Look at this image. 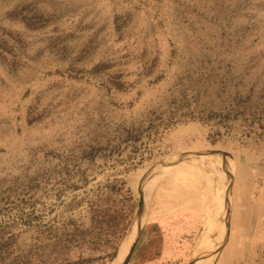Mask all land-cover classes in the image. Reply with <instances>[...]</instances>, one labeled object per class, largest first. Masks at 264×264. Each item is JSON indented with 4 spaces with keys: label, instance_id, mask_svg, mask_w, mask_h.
Here are the masks:
<instances>
[{
    "label": "rangeland",
    "instance_id": "rangeland-1",
    "mask_svg": "<svg viewBox=\"0 0 264 264\" xmlns=\"http://www.w3.org/2000/svg\"><path fill=\"white\" fill-rule=\"evenodd\" d=\"M0 26L26 41L22 68L0 61V221L16 220L22 251L34 243L23 211L36 205L54 210L46 220L88 223L85 204L69 206L115 178L131 190L134 220L139 191L146 196L129 264H194L199 254L202 264L204 252L205 264H233L231 232L252 204L264 232V0H0ZM0 36L20 47L15 35ZM105 62L112 67L92 73ZM118 72L130 84L122 91ZM91 140L120 143L122 152L110 146L93 163L80 160L71 176L39 171L46 152L70 154ZM200 160L213 165L218 194ZM194 162L198 174L183 168ZM203 189L226 204L210 223ZM130 229L113 260L102 232L86 264H114Z\"/></svg>",
    "mask_w": 264,
    "mask_h": 264
},
{
    "label": "trees",
    "instance_id": "trees-1",
    "mask_svg": "<svg viewBox=\"0 0 264 264\" xmlns=\"http://www.w3.org/2000/svg\"><path fill=\"white\" fill-rule=\"evenodd\" d=\"M10 17H17L15 12ZM25 19V18H24ZM27 27H31L29 20H23ZM9 36L15 35L19 38V48L9 44V41L0 36V61L12 71H18L23 67L21 60L22 50L26 48V41L20 36L8 31L0 26V32ZM110 63H100L94 67L92 73L104 72L111 68ZM112 78L113 85L117 90H125L129 83L124 80V73H115ZM40 119V116L32 117L29 123L32 124ZM128 137H124L123 142H127ZM122 142V143H123ZM111 146V153H121L122 146L119 144H103L101 141L91 140L88 143L82 142L77 147L66 153L65 151H48L44 154L43 166L39 171L43 175L51 172L58 174L72 175L80 171V160H87L93 163L94 160ZM78 153V154H77ZM53 160L56 161L52 163ZM51 163L52 167L47 164ZM73 190L80 189L78 185L71 186ZM80 201L69 207L86 205L88 214V223L78 222L74 218L59 220L57 217L46 220V216L53 213L50 210L45 214L38 212L36 205L23 211L21 222L29 230L34 231L31 240L34 242L29 249L22 251L20 248L21 234L16 233L14 226L18 223L13 221H0V264H86L90 261L89 256H85L87 250L102 241V232H109L110 239L105 240L107 246H110L112 252L109 254L113 260L119 251L126 233L134 222L136 204L127 182L123 179H108L106 182L98 183L95 189L84 192ZM7 207L0 206V214L5 212ZM103 242V241H102ZM79 253L74 258V253ZM178 262V260H176Z\"/></svg>",
    "mask_w": 264,
    "mask_h": 264
},
{
    "label": "crops",
    "instance_id": "crops-1",
    "mask_svg": "<svg viewBox=\"0 0 264 264\" xmlns=\"http://www.w3.org/2000/svg\"><path fill=\"white\" fill-rule=\"evenodd\" d=\"M243 174L244 170H241L236 178L239 183ZM257 206L258 204H252L250 208L248 207L250 210L249 215H245V210H242V215L245 216L239 219L240 221L237 219L240 228L236 227V232H231L230 247L234 253L233 264H264V232L260 228H257L261 225V222L257 219L256 213L253 214L251 212L258 209ZM242 224H244L243 227ZM254 225L255 231H253Z\"/></svg>",
    "mask_w": 264,
    "mask_h": 264
},
{
    "label": "bare ground",
    "instance_id": "bare-ground-1",
    "mask_svg": "<svg viewBox=\"0 0 264 264\" xmlns=\"http://www.w3.org/2000/svg\"><path fill=\"white\" fill-rule=\"evenodd\" d=\"M205 159V158H204ZM174 164H176V163H174V162H168V163H166L165 165L167 166V165H174ZM200 164L203 166V167H205V169H207V173H208V175H207V177H206V181H209L210 182V185H211V188L213 189V192H217V194L219 193L218 192V190H216V189H218V186H217V188L215 187V182H214V180L216 179H212V174H215L216 172H215V170H214V167H213V165L211 166L210 165V168L211 169H208L209 167H208V165L206 164V162L205 161H203V160H200ZM199 164V165H200ZM184 166V167H183ZM182 167L183 168H186V170H187V172H192L191 174H193V173H195V174H198V172H200V170H199V166H198V164L197 163H187V164H185V165H183ZM191 168V169H190ZM194 171H193V170ZM185 170L184 169H182V168H179V169H176V171L175 172H173V173H176V174H179L180 172H184ZM196 171V172H195ZM209 172H211V174L209 173ZM216 176V175H215ZM214 176V177H215ZM178 177V176H177ZM181 177V176H180ZM219 177V176H218ZM221 177V176H220ZM216 181V180H215ZM178 183V182H177ZM182 183V182H181ZM176 184V183H175ZM204 184H206L207 186H209V183H207V182H205ZM200 185V184H199ZM199 185H195L196 186V188H197V186H199ZM178 186V185H177ZM191 186V185H190ZM194 186V185H193ZM203 187H205L206 188V186L204 185ZM187 188H189L188 186H187ZM216 188V189H215ZM150 189V188H149ZM199 190V189H198ZM204 190V189H203ZM194 191V190H193ZM203 192V194H202V199H203V205H204V210H203V213H204V211H205V215H206V222H208V223H210V216H211V210L212 209H215L216 210V212H217V216L216 217H219V216H223L224 215V212L226 211V204H225V202H224V200H223V198H221L220 197V195H219V201L217 202V201H215V202H213L212 203V201H211V199H209V196H210V193H209V191H208V189H206V190H204V191H202ZM200 193V192H199ZM212 193V192H211ZM212 194H214V193H212ZM143 195H144V201L146 200V196H145V192H143ZM199 195V194H198ZM217 196V195H216ZM218 199V198H217ZM199 200H200V197H199ZM200 202V201H199ZM197 203H198V201H197ZM200 204V203H199ZM201 205V204H200ZM216 205V206H215ZM212 214H214L215 215V213H212ZM204 215V216H205ZM203 216V217H204ZM222 219V218H221ZM221 219H219V220H221ZM225 219H226V217H225ZM218 221V220H217ZM143 222H144V220H143ZM211 226V225H210ZM222 228H221V230H220V234H223L224 232H223V229H224V224L221 226ZM131 232H130V234H129V236H128V238L126 239V242L124 243V245H123V247L121 248V250H120V252H119V255H118V257L116 258V262H114V264H117V263H119V262H122L124 259H125V257H126V255L128 254V252H129V248H130V245H131V243L134 241V239L136 238V235H137V231H138V223L136 222V221H134L133 222V224H132V226H131ZM215 231V230H214ZM210 232V231H209ZM214 234V233H213ZM219 235V234H218ZM206 234H205V238H206ZM213 236V235H212ZM204 238V239H205ZM213 245V244H212ZM214 251V250H213ZM209 256H207V253L206 252H204V262L202 263V264H205V259H207ZM200 259H201V254H199L198 255V257H197V259H196V261L194 262V264H199L200 263Z\"/></svg>",
    "mask_w": 264,
    "mask_h": 264
},
{
    "label": "water",
    "instance_id": "water-1",
    "mask_svg": "<svg viewBox=\"0 0 264 264\" xmlns=\"http://www.w3.org/2000/svg\"><path fill=\"white\" fill-rule=\"evenodd\" d=\"M210 152H214V151H210ZM225 157L230 156L229 153L224 152ZM187 155H183L181 156L180 159L185 158ZM140 194V198H139V202H138V208H137V212H136V218L134 221H136L138 223V231H137V235L136 238L134 239V241L131 243L130 248H129V252L126 255L125 259L120 263V264H129L136 246L138 244L139 238L141 236V233L143 231L144 225H145V219H146V215H145V201H144V195L142 193V191H139ZM144 220V222H143ZM229 234V232H228Z\"/></svg>",
    "mask_w": 264,
    "mask_h": 264
}]
</instances>
